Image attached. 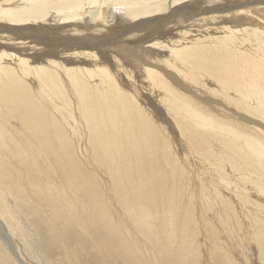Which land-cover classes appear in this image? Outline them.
Instances as JSON below:
<instances>
[{
	"label": "bare ground",
	"instance_id": "obj_1",
	"mask_svg": "<svg viewBox=\"0 0 264 264\" xmlns=\"http://www.w3.org/2000/svg\"><path fill=\"white\" fill-rule=\"evenodd\" d=\"M23 1L30 19L46 3ZM167 1L0 25V181L62 190L92 232L82 264H264V25L239 16L264 0Z\"/></svg>",
	"mask_w": 264,
	"mask_h": 264
},
{
	"label": "rangeland",
	"instance_id": "obj_2",
	"mask_svg": "<svg viewBox=\"0 0 264 264\" xmlns=\"http://www.w3.org/2000/svg\"><path fill=\"white\" fill-rule=\"evenodd\" d=\"M45 1H46V3H45V7H43L44 8L43 12H41V14H39L37 18L32 17L30 19L28 16H26L24 14V11H23L24 5L27 4V2H25L23 0H0V25L1 26H9V25L11 26L12 24H14L13 28H15L16 26H24L25 25L24 23H29L31 21H37V24L40 22L47 23V22H53L56 20H60L61 18H65L66 16L71 15L72 9L57 6V4H56L57 0H45ZM168 1L170 2L171 0H168ZM186 3L187 2L185 1L183 4H186ZM257 4H259V5H257ZM257 4L250 5V9L252 8L250 13L244 11L243 13H241V15H239V16L243 17L242 20L249 17L248 20L249 21L251 20L250 26H253V25L257 26V25H259L258 22H261L262 25H264V18L262 19L261 16H259V14L260 15L262 14V17H264V13H263L264 11H259V10L264 9L263 8L264 4L263 3L262 4L257 3ZM164 6H165V4L163 3V7ZM81 7H85L86 9L90 8V7H87L83 3H81ZM256 8H258V9H256ZM9 9H16V12L15 11L12 12L14 14L11 16V18H8L5 16V11L9 10ZM25 10L31 11L32 8L31 7L26 8ZM252 10H253V12H252ZM251 12L255 13V15H253ZM260 12H262V13H260ZM243 14H245L244 16H246V17L242 16ZM207 15H209V14H207ZM239 16H237V17H239ZM252 17L254 18V20H252L253 19ZM198 22H200V21H198ZM15 23H18V24H15ZM221 23L224 24V22H221ZM79 24L83 25L82 23H79ZM43 25H45V26L49 25L47 30H49L50 27L51 28L54 27V25L49 24V23L43 24ZM262 25H259V26H262ZM49 31H51V30H49ZM54 33H57V31H54V32L51 31V33L49 32V34H54ZM241 35L242 34H240V36ZM114 39H116V38H112L111 40H114ZM122 42L123 41H120V39H117V40H114L113 44L118 45V44H122ZM118 46H120V45H118ZM124 48L126 50L129 49V48H126L125 46H124ZM112 49H114V52H115V50L117 51L116 47H111V49H107L105 52H107L108 54H111ZM120 52H122V51H120ZM122 54H123V52H122ZM1 138L2 137L0 136V139ZM3 152H5V151L0 150V156H1V153H3ZM22 153H24V151H22ZM19 155L24 156L21 153H19ZM32 160H33V162H35L34 157ZM0 161H1V159H0ZM196 170L198 171V169H196ZM0 183H1L0 184V191H1V193H0V223L4 228V231L9 236V238H10L9 241H10L11 245H13V248L15 247L14 248L15 252H17L16 253L17 256H15L14 253L12 251H10V249L7 247V245L3 242V240L0 237V264H20V263H23V264H82V260H83V257L81 254L82 248L78 249V248H76V245L78 243V239L80 241L82 240L81 243H85V241H87L86 239H88V235L91 237L92 232L89 230L90 228H89L88 224H87L88 230L85 229L86 233H83L79 229L80 227L82 228V226L74 220L73 217H76L75 216L76 213L73 210L67 211L68 212L67 215H63V217L61 216L62 205H60V203H62V201L64 202L63 197H61V196H63L62 190H60V194L54 195L56 192H58L57 190H59V189L56 186H54L52 183H49V182L38 183V184H42V187H41L42 190L39 189L40 187H38V189H36V191H34L32 193L28 192V190L26 189L27 184L24 185V184L20 183L19 181H15V180L12 182L7 181V183L5 185H4V182H2V181H0ZM32 183L33 182H31V185H38V184H32ZM2 184L4 185V187L2 186ZM43 189L45 191H48V201L47 202L49 203V205H47V203H46V205L42 206L39 203L37 204V202H36V201L42 202L40 200V198L38 199V196L40 197V196L44 195ZM30 198H31V200H30ZM34 198H35V200H34ZM61 199H62V201H61ZM50 205H51V207L53 206V208L55 210V212L52 211L54 213V214L52 213V216L48 213V208H49L48 206H50ZM57 206H59V207H57ZM39 212H40V215H39ZM57 212H59V214ZM48 215H50V216H48ZM57 215H59V216H57ZM46 217H47V220H46ZM53 217L55 219H53ZM59 218L60 219L65 218V219L60 220ZM79 218H81V217L78 216V221H79ZM62 221L64 223L63 229L58 227L59 223L63 226ZM34 224L37 226L38 230L34 229ZM72 225H73V227H72ZM64 230H65V232H64ZM39 231L42 233V235L45 237V239L49 241L48 242V244H50L49 246L40 240V237L37 234V232H39ZM52 231H54V232H52ZM59 233H61V234H59ZM67 234H69V235H67ZM75 234H76V236H75ZM84 235L86 238L83 237ZM69 236H70V238H68ZM62 238H66V239H62ZM53 239H54L55 243H53ZM75 239H77V240L75 241ZM64 240H68L70 247H68L67 249L72 247L71 249L67 250L64 247L63 244H65V243L62 242ZM73 240L76 243H74ZM56 241H58V242H56ZM55 246H56V248H55ZM85 247L88 250V252H90V253H88V255L95 252V251H93L94 250L93 246H91L88 243V241H87V244ZM62 250L64 251L65 255L63 254ZM43 251H44V253H42ZM72 251L74 254L72 253ZM47 252H48V254H47ZM52 252L53 253L55 252V253L53 254ZM56 255L58 257H56ZM46 256H47V258H46ZM52 256H53V259H52ZM61 256L65 257V258L71 257L70 259L72 260V262L62 260L63 258ZM78 258L80 259V261L75 262L76 260H78ZM153 260L155 262V259H153Z\"/></svg>",
	"mask_w": 264,
	"mask_h": 264
}]
</instances>
